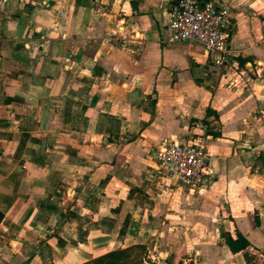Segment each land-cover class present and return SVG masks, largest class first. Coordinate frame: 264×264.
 Instances as JSON below:
<instances>
[{
	"label": "crops",
	"instance_id": "1",
	"mask_svg": "<svg viewBox=\"0 0 264 264\" xmlns=\"http://www.w3.org/2000/svg\"><path fill=\"white\" fill-rule=\"evenodd\" d=\"M197 1L228 7L236 68L170 39V0H0V264H245L236 232L264 264V0ZM173 139L212 155L203 189L159 167Z\"/></svg>",
	"mask_w": 264,
	"mask_h": 264
},
{
	"label": "built area",
	"instance_id": "2",
	"mask_svg": "<svg viewBox=\"0 0 264 264\" xmlns=\"http://www.w3.org/2000/svg\"><path fill=\"white\" fill-rule=\"evenodd\" d=\"M233 20L224 3L208 1L202 5L197 0H170L167 28L172 41L192 40L199 43L214 64L227 63L236 68L237 62L229 49ZM264 39V30L261 32ZM197 127L205 125L197 120ZM159 167L165 175L174 177L179 185L189 189H203L213 172L212 155L197 140L164 142L156 152Z\"/></svg>",
	"mask_w": 264,
	"mask_h": 264
},
{
	"label": "trees",
	"instance_id": "3",
	"mask_svg": "<svg viewBox=\"0 0 264 264\" xmlns=\"http://www.w3.org/2000/svg\"><path fill=\"white\" fill-rule=\"evenodd\" d=\"M113 211L116 212V209ZM127 223L128 216L124 218L119 228V234L124 233ZM224 242L232 252H242L245 264H256L254 254L248 250L251 244L240 232H236L235 237H231L229 234L225 235ZM77 264H156V262L147 257V249L144 244L135 243L111 249Z\"/></svg>",
	"mask_w": 264,
	"mask_h": 264
},
{
	"label": "rangeland",
	"instance_id": "4",
	"mask_svg": "<svg viewBox=\"0 0 264 264\" xmlns=\"http://www.w3.org/2000/svg\"><path fill=\"white\" fill-rule=\"evenodd\" d=\"M150 247L152 248V245H150ZM155 260H157V259L155 258ZM181 262H182V260H179V263H181ZM183 263L184 264H193V261L185 259Z\"/></svg>",
	"mask_w": 264,
	"mask_h": 264
},
{
	"label": "water",
	"instance_id": "5",
	"mask_svg": "<svg viewBox=\"0 0 264 264\" xmlns=\"http://www.w3.org/2000/svg\"><path fill=\"white\" fill-rule=\"evenodd\" d=\"M156 264H170V263H168V262H166L164 260H159V261H157Z\"/></svg>",
	"mask_w": 264,
	"mask_h": 264
}]
</instances>
